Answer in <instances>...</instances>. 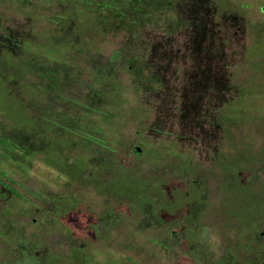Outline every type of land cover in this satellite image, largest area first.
<instances>
[{
	"label": "rangeland",
	"instance_id": "rangeland-1",
	"mask_svg": "<svg viewBox=\"0 0 264 264\" xmlns=\"http://www.w3.org/2000/svg\"><path fill=\"white\" fill-rule=\"evenodd\" d=\"M79 1L0 0V264L264 258V0H168L103 30L107 0ZM223 86L243 92L235 122L215 115ZM105 125L111 153L93 140ZM126 174L143 207L170 205L159 218L107 190Z\"/></svg>",
	"mask_w": 264,
	"mask_h": 264
},
{
	"label": "trees",
	"instance_id": "trees-1",
	"mask_svg": "<svg viewBox=\"0 0 264 264\" xmlns=\"http://www.w3.org/2000/svg\"><path fill=\"white\" fill-rule=\"evenodd\" d=\"M88 1L89 0L79 1V3L81 4L79 7H77L79 9V11H84L87 8ZM125 1H126V3H128V7L126 8L123 5V7L120 9H117L116 6L120 5L123 2V0H107V1L97 2L96 4H98V5L95 4V6H97L99 8L110 7L112 9V13H110V14L109 13H102V14L100 13V14L96 15V17H95L96 19L92 18V19L96 20V22H97L96 24H99V27L101 30L106 28L107 27L106 23H110L112 20H115L117 23H119L121 21L123 22L124 20H128L127 23L131 24L132 18H139L142 16L143 13L147 14L148 10L150 11L153 7L155 9L160 8V7H165L163 4H166L165 2H167L168 0H159V1L158 0H125ZM123 9H124V11H123ZM91 12L93 13V10ZM174 12L175 11H173V15L176 18L178 15ZM170 19L173 20V17L172 18L170 17L169 20ZM209 19H210V17H209ZM201 21H203V20H201V19L199 20V18H198L196 20V22L193 24L197 25L199 28V31L201 32L200 34H203V33H206V31H205L206 29L204 27V24L201 23ZM207 34L210 38H212L211 34L209 33V30H208ZM1 36H4V35H1ZM4 37H6V36H4ZM256 46H258L260 48L259 44H257V43H254V45H252L253 48ZM211 56H214L220 62L218 64L219 66H221V67L223 66L222 62L224 64V61H222V59L220 58V55L218 53H216V52L214 54L212 53ZM253 66H255V65H253ZM109 77H110V74L109 75H100V81H102L104 79L107 80V78H109ZM105 84H106L105 89L108 90L109 93H113V89H112L113 85L110 84L109 82H108V84H107V82ZM221 89H222L223 95H219L218 90L221 91ZM98 91L99 90H97V93H98ZM242 93L238 97L239 101H236V90H232L226 86L217 88L215 90V96H217V97L219 96L218 99L220 100V103L218 104V111L219 112H217V114H215V115L219 116L220 117L219 119L221 121H224L225 123H228L230 121L235 122L234 118H236V111H238L240 109L241 103L243 102V98H244V96L242 97V95H243ZM245 94H247V93H245ZM227 95H230V96H227ZM213 113H214V111L210 108L205 109L203 111L204 116H206L207 114H213ZM101 116H103V115H101ZM103 128L104 129L101 132V136L94 138L93 140H94V143L96 141H99L102 143L101 144L102 146H105L107 148L109 147L108 152L111 153L114 151V148L116 149L118 147V145H119L118 139H117V136L115 135L114 129L111 126L105 125ZM63 142L67 143L65 140H63ZM139 142L141 145H143V144L145 145V143H146L145 140L142 138L139 139ZM97 146H99V145H97ZM146 146L149 147L150 144H148V145L146 144ZM82 165L83 164H80V159H76L75 163H74L75 167L69 168L68 173L76 174V172L79 170V168H80V170L83 168ZM196 185L197 184L195 183L193 185V187H195ZM188 186H190V184ZM106 188H107V190H109L114 195V197H118V198L120 197L122 199L125 198L126 200H129L133 205L136 204L138 206L143 207L144 206L143 203L148 201V199L144 195V183L142 181H133L129 174H126V177H123L121 175V178L119 180H116V181L110 183V185ZM187 193L190 196L195 195L197 197V195H198L196 192V189H191V188L188 189ZM142 201H144V202L142 203ZM151 206L152 205H150L148 207H143V209L150 216V218H152L153 220H156L157 218H159V214L164 210L163 206H170V205H158L157 208H153L154 206H152V207ZM152 212H153V214H152ZM243 214H245L244 209H242V207H241V208H239L238 215L236 212V215L238 217H240L239 220L242 218ZM249 222L247 221L246 223L248 224ZM248 225H250V227H252V229H253V227H254L253 223H249ZM252 233H253V230H251V232H249L247 234L249 237H247V239L245 238L244 241L241 242V247L244 248L246 250V252H249V251L251 252V248H252L251 241L252 240H250V239H253V236L250 237V235ZM17 241L19 242V245H24V242L21 241L20 239H17ZM16 244H18V243L16 242ZM260 246L263 247L264 244L255 245L254 249H257ZM74 252L75 251L73 249L70 251V254H69L70 260L64 262L63 264H87L88 263L86 260L83 263L74 261V259H72V258H74V255H75ZM47 258H50V257L46 256V260H45L42 255L37 256V255H35V253H32V254L29 253V254H27V256L25 258L26 261L24 264H61L57 258L56 259L53 258L50 261H47ZM44 261H47V262L44 263ZM245 263L246 264H264V258L262 257V258H259L258 260H255V258L251 259V260H245ZM240 264H243V262H240Z\"/></svg>",
	"mask_w": 264,
	"mask_h": 264
},
{
	"label": "water",
	"instance_id": "water-1",
	"mask_svg": "<svg viewBox=\"0 0 264 264\" xmlns=\"http://www.w3.org/2000/svg\"><path fill=\"white\" fill-rule=\"evenodd\" d=\"M260 10L264 12V5H262V6L260 7ZM134 150H137V149H134Z\"/></svg>",
	"mask_w": 264,
	"mask_h": 264
}]
</instances>
